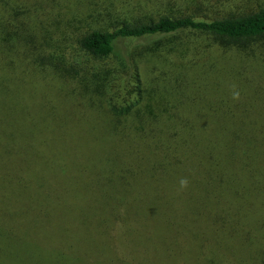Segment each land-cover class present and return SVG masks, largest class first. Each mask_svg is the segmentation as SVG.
Listing matches in <instances>:
<instances>
[{
	"label": "trees",
	"instance_id": "1",
	"mask_svg": "<svg viewBox=\"0 0 264 264\" xmlns=\"http://www.w3.org/2000/svg\"><path fill=\"white\" fill-rule=\"evenodd\" d=\"M122 2L0 0V264H264V0Z\"/></svg>",
	"mask_w": 264,
	"mask_h": 264
},
{
	"label": "rangeland",
	"instance_id": "2",
	"mask_svg": "<svg viewBox=\"0 0 264 264\" xmlns=\"http://www.w3.org/2000/svg\"><path fill=\"white\" fill-rule=\"evenodd\" d=\"M130 1L131 0H123L122 4L120 5L121 8L124 7L127 3H130ZM69 36H70V34L67 33V39L64 42H61V46H60L61 49L60 50H62L63 57H64L67 64H71V63L72 64H79L84 60L85 55L82 51L77 49L78 47L74 43L70 42ZM141 42L138 41V43L143 44ZM259 58H260L259 59L260 64H258V67H259V69H262L263 73H264V64H263L264 63V56L259 57ZM152 65L153 64L151 63V66ZM146 66L147 65L144 66V68H146L145 69V76L147 75V71H148ZM152 68H153L152 71L148 75L149 85L153 88L161 89L165 86V83L168 79L166 65L164 64V62L160 61V62L156 63ZM80 184L83 186H86L88 188L91 187L92 185H94L98 188L102 187V189L112 190L107 182L102 181L100 179H96V178H92L91 181H88L86 179H81ZM81 185H80V187H81ZM111 194H112L111 192L106 191L104 197H102L100 200L103 201L104 203H106V198L108 196H110ZM122 196H124V195H122ZM84 236H86V235H84Z\"/></svg>",
	"mask_w": 264,
	"mask_h": 264
},
{
	"label": "clouds",
	"instance_id": "3",
	"mask_svg": "<svg viewBox=\"0 0 264 264\" xmlns=\"http://www.w3.org/2000/svg\"><path fill=\"white\" fill-rule=\"evenodd\" d=\"M234 98H238V94H235L234 95ZM187 180L186 179H182L181 181H180V184H181V187H186L187 186Z\"/></svg>",
	"mask_w": 264,
	"mask_h": 264
}]
</instances>
